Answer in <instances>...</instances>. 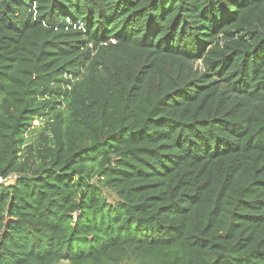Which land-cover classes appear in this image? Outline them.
Masks as SVG:
<instances>
[{"label": "trees", "instance_id": "1", "mask_svg": "<svg viewBox=\"0 0 264 264\" xmlns=\"http://www.w3.org/2000/svg\"><path fill=\"white\" fill-rule=\"evenodd\" d=\"M0 175V264H264V0H0Z\"/></svg>", "mask_w": 264, "mask_h": 264}, {"label": "built area", "instance_id": "2", "mask_svg": "<svg viewBox=\"0 0 264 264\" xmlns=\"http://www.w3.org/2000/svg\"><path fill=\"white\" fill-rule=\"evenodd\" d=\"M17 175H12V176H10V177H8V178H3L1 175H0V184H9V183H11L12 181H14V180H16L17 179ZM74 217H76V216H74Z\"/></svg>", "mask_w": 264, "mask_h": 264}, {"label": "rangeland", "instance_id": "3", "mask_svg": "<svg viewBox=\"0 0 264 264\" xmlns=\"http://www.w3.org/2000/svg\"><path fill=\"white\" fill-rule=\"evenodd\" d=\"M34 125H35V126L40 125V121L36 120V121L34 122ZM34 135H35V134H34ZM34 135H33L32 138H35ZM27 137L30 138V139H32L30 134H29ZM34 142H35V141H32L31 144H33ZM27 144H29V143H27Z\"/></svg>", "mask_w": 264, "mask_h": 264}]
</instances>
